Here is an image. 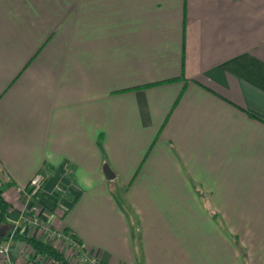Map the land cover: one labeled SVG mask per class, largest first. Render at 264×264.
<instances>
[{
	"label": "crops",
	"instance_id": "1",
	"mask_svg": "<svg viewBox=\"0 0 264 264\" xmlns=\"http://www.w3.org/2000/svg\"><path fill=\"white\" fill-rule=\"evenodd\" d=\"M0 186V264L12 232L80 264L47 229L100 264H198L206 236L264 264V0H0Z\"/></svg>",
	"mask_w": 264,
	"mask_h": 264
},
{
	"label": "trees",
	"instance_id": "2",
	"mask_svg": "<svg viewBox=\"0 0 264 264\" xmlns=\"http://www.w3.org/2000/svg\"><path fill=\"white\" fill-rule=\"evenodd\" d=\"M3 189H4V186H0V230H1V227L5 224L6 219L8 217V208L11 207V205L7 203L1 196ZM28 191H29V188H28ZM35 195L36 194H34L31 197H35ZM27 215H28V210L24 213L23 217ZM16 222L21 223V218H19ZM61 233L63 235L68 234L66 229H64ZM71 237L73 239L72 235ZM11 238L16 241L22 242L25 245V247L28 248L29 251L27 252L28 254V260H26L27 262L34 261L36 258L44 256L48 258L52 262V264H68L65 255L61 251H59L52 245L40 240L39 238L35 236L25 235V234H22L21 232H12ZM75 248H76L77 254L83 251L80 245V242L78 240L76 241Z\"/></svg>",
	"mask_w": 264,
	"mask_h": 264
},
{
	"label": "rangeland",
	"instance_id": "3",
	"mask_svg": "<svg viewBox=\"0 0 264 264\" xmlns=\"http://www.w3.org/2000/svg\"><path fill=\"white\" fill-rule=\"evenodd\" d=\"M132 131V130H131ZM108 167V165L106 164V163H103L102 165H101V170H102V172H103V168L104 167ZM109 168V167H108ZM112 172V171H111ZM67 173L68 174H72L73 173V171H72V169L71 168H69L68 170H67ZM105 176V175H104ZM106 178V177H105ZM110 180H111V178H110ZM109 181V180H108ZM28 184V183H27ZM110 185H111V189H112V192L115 194V192H117L118 194H120L119 193V188H120V186L118 185V188H116L115 186L113 187V184H111L110 183ZM115 197V199H116V203L118 204V205H121V200H120V198H118V196H114ZM134 222V219H129V225L131 224L132 225V229L135 231V227H136V225L133 223ZM221 229L224 231V228H222L221 227ZM51 231H53V230H51ZM194 231H197V232H199V229L197 228V227H194ZM53 232H59V231H53ZM226 232H227V230H226ZM225 232V233H226ZM200 233V232H199ZM228 233V232H227ZM68 234H70V232H68ZM57 240L59 243H61V244H63L64 246H65V242L66 241H61V237H52V239L51 240ZM72 239V238H71ZM74 239V238H73ZM213 238L211 237V236H206V240L207 241H205V240H203V242H201V241H197V242H194V243H192V245L191 246H188V245H186L185 244V246H184V248L187 250L186 252H188V253H190L189 251H188V249H190V251H191V255L193 256V259H194V262L193 263H197L198 262V264H221V262H222V264L223 263H225L226 262V258H225V255L221 252V251H219V245L218 244H216L215 242H212V241H210V240H212ZM75 240V239H74ZM61 241V242H60ZM67 246L70 248V246L67 244ZM238 248V250H239V252L241 253V260H242V263L244 264V259L243 258H245V255H244V253H243V249H240L239 247H237ZM136 250H137V245H136ZM245 252V251H244ZM243 253V254H242ZM137 254H139L138 253V251H137ZM74 257H75V255H73ZM89 256V255H88ZM96 259V258H95ZM97 260V259H96ZM219 261V262H218ZM97 262V264H98V261H96ZM141 262H142V259L140 258V257H137V261H136V263L137 264H141Z\"/></svg>",
	"mask_w": 264,
	"mask_h": 264
},
{
	"label": "built area",
	"instance_id": "4",
	"mask_svg": "<svg viewBox=\"0 0 264 264\" xmlns=\"http://www.w3.org/2000/svg\"><path fill=\"white\" fill-rule=\"evenodd\" d=\"M44 182V176L41 172H36L29 180L27 187L24 189H20L18 188V192H25L29 195V196H33L34 194H36L39 189L41 188L42 184ZM29 188V191H28ZM21 218V222H23L26 226H38L40 224V221L37 217L36 214H33L32 211L30 209H28V215L27 216H22ZM15 224H18L17 222H15ZM48 234L51 235V237H61V241H66L65 243L68 244L70 246V251L73 255L76 256V258L78 259V262L80 264H97V260L94 257L88 256L85 252H80L79 254H77L76 252V240L71 239V235L70 234H66L63 235L61 232H53L49 229H47ZM8 252H9V244L8 243H1L0 244V258H2L3 260H6L8 262ZM26 256H28V254H26ZM36 259L34 261H26L25 264H37V261L35 263ZM13 264V263H10Z\"/></svg>",
	"mask_w": 264,
	"mask_h": 264
},
{
	"label": "water",
	"instance_id": "5",
	"mask_svg": "<svg viewBox=\"0 0 264 264\" xmlns=\"http://www.w3.org/2000/svg\"><path fill=\"white\" fill-rule=\"evenodd\" d=\"M103 173H104V175H105L106 178H112L113 177L112 176L113 175L112 172L106 166L103 168Z\"/></svg>",
	"mask_w": 264,
	"mask_h": 264
}]
</instances>
